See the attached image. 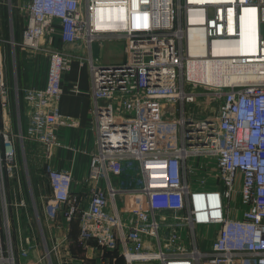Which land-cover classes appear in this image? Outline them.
<instances>
[{
	"label": "built area",
	"instance_id": "2783aa9c",
	"mask_svg": "<svg viewBox=\"0 0 264 264\" xmlns=\"http://www.w3.org/2000/svg\"><path fill=\"white\" fill-rule=\"evenodd\" d=\"M26 6L22 41L9 42L12 87L0 32V264H38L25 262L32 241L21 226L13 233L9 208L15 202L28 209L23 178L34 198L31 167L52 190L49 198L41 195L47 214L62 212L67 223L81 214L80 238L116 251L126 264H264V0H28ZM246 9L256 11V52L246 51ZM116 38L125 41V61L103 63L95 45ZM18 48L32 81L39 62H48L44 85H20ZM193 59L240 78L224 85L195 80ZM73 60L91 74L96 135L80 192L71 170L52 164L62 145L58 127L78 122L49 109L63 96ZM202 100L219 102L215 116ZM192 156L215 162L214 183L206 177L191 185ZM199 167L207 172L202 160Z\"/></svg>",
	"mask_w": 264,
	"mask_h": 264
},
{
	"label": "crops",
	"instance_id": "0c3cea01",
	"mask_svg": "<svg viewBox=\"0 0 264 264\" xmlns=\"http://www.w3.org/2000/svg\"><path fill=\"white\" fill-rule=\"evenodd\" d=\"M72 49V46H65L64 50L71 52ZM29 74L26 73L23 85H36V80L32 81ZM46 75L39 77L38 85H44ZM75 85H78L82 92H74L72 87ZM90 85L91 74L88 67L80 66L76 60H73L70 70L63 77L64 92L58 106L62 115L73 118L78 125L58 127L57 134L62 145L56 149L52 164L59 170H71L77 180L73 185V190L76 192L82 190L79 180L89 166V153L94 149L96 141L95 132L90 129L93 108V99L89 94ZM41 181L42 184L39 183L38 186L42 192L47 191L48 196L46 197L49 198L52 190L47 182L43 179ZM42 192L40 193L44 195ZM42 206L46 212L44 201ZM50 220V239L54 236H61L63 240L62 247L58 249L54 245L55 240L52 241L49 249L52 251L51 258H47L50 264H121L125 261L116 251L99 250L95 240H82L80 238L81 223L77 219L67 223L62 212H57Z\"/></svg>",
	"mask_w": 264,
	"mask_h": 264
},
{
	"label": "rangeland",
	"instance_id": "374dc122",
	"mask_svg": "<svg viewBox=\"0 0 264 264\" xmlns=\"http://www.w3.org/2000/svg\"><path fill=\"white\" fill-rule=\"evenodd\" d=\"M27 2L28 0H0V32L1 37L3 40L7 41L5 42L6 50H7V66L10 70V74H12V51L13 47L12 44L9 43L11 41V37L16 39L18 42H21L23 30L26 25V8H27ZM12 5V7H11ZM12 16V17H11ZM11 17V20H10ZM14 24L15 30L11 31V26ZM56 48H60V43L58 41H55ZM18 58V68H19V83L22 86V82H24V77L27 73L29 74V69L31 64H28L26 53L20 48L16 50ZM67 51V50H66ZM70 54L71 52L68 51ZM95 55L100 57L103 63H120L122 61H125L126 57V47H125V41L124 39H113L112 41L106 42L102 47H99L98 44L95 45L94 49ZM43 64V65H42ZM39 67L36 66V73H37V80L36 84H38L39 77L42 75H46L48 62H44ZM37 65V64H36ZM13 75H11L12 84L14 83ZM23 75V76H22ZM45 84V83H44ZM200 105L204 110H206L208 113L211 112L212 116H215L218 110L219 102L214 100L213 103L207 102V100H202L200 102ZM23 107V104H22ZM24 109L22 112V119L23 124L26 120L24 117ZM195 110H198L194 107ZM26 126V124H24ZM203 162V166L206 167L207 172L201 171L202 169L199 167V161ZM30 161V165H31ZM189 163L192 166L191 169H189V179L190 183L193 186H200L201 182L207 177L209 178V185L214 183V176L216 175V169L217 165L215 162L208 158V157H191L189 158ZM199 167V168H198ZM201 169V170H200ZM218 170V169H217ZM38 171L35 167L29 168V174H31V183L34 190V198L31 197L29 194L28 188H27V182L24 183L23 178V191L25 192V197L28 201V209L18 207L15 205V202H12V205H10V221H11V228L13 233L17 232L18 229L21 226L22 231L26 233V235L30 236V240L32 241V246L29 253V259L25 262L30 261H37L38 264H50L48 262V259L44 257L46 255L47 249H50V245L53 241L54 245L59 248L63 245V240L61 236H54L53 239H50L51 236L49 235L50 229V222L54 216H48L44 210V207L42 206L43 200L41 198L42 189L38 186V184H42V178L38 174ZM207 174V175H206ZM40 176V177H39ZM204 182V181H203ZM26 187V188H25ZM42 187V186H41ZM26 189V190H25ZM44 195L48 196L46 193L47 191L43 190ZM42 192V193H43ZM13 197V196H12ZM34 202L36 203V207L33 205ZM11 203V202H10ZM61 215V214H59ZM62 216V215H61ZM81 214L77 215V220L80 221ZM75 218V219H76ZM40 221V222H39ZM50 236V237H49ZM52 252V251H51ZM24 262V263H25ZM119 264V263H118ZM121 264H126V262H122ZM136 264H144V263H136ZM147 264H157L156 262H151Z\"/></svg>",
	"mask_w": 264,
	"mask_h": 264
},
{
	"label": "bare ground",
	"instance_id": "6f19581e",
	"mask_svg": "<svg viewBox=\"0 0 264 264\" xmlns=\"http://www.w3.org/2000/svg\"><path fill=\"white\" fill-rule=\"evenodd\" d=\"M243 18L245 20V26H246L245 34H247V37L248 34L250 36L246 51L256 52V47L258 44L257 34H256V25H257L256 11L254 9H246ZM189 69H190L189 74L191 78L204 82L208 85L229 84L231 81L240 78L236 74L224 75L223 74L224 69L222 67H219L215 62L199 61V59H193L189 66ZM58 104L59 101H55L54 99H52L49 104L50 106L49 109H59Z\"/></svg>",
	"mask_w": 264,
	"mask_h": 264
},
{
	"label": "trees",
	"instance_id": "16d2710c",
	"mask_svg": "<svg viewBox=\"0 0 264 264\" xmlns=\"http://www.w3.org/2000/svg\"><path fill=\"white\" fill-rule=\"evenodd\" d=\"M18 50V49H17ZM18 59V58H17ZM6 69H7V83H8V85L10 86V87H12L11 85H10V83L12 84V79H11V75L12 74H10V70H9V68H8V66L6 65ZM18 73H19V68H18ZM23 76V75H22ZM20 79V78H19ZM22 85H23V83H22ZM13 96H14V93H13V91L11 92V97L13 98Z\"/></svg>",
	"mask_w": 264,
	"mask_h": 264
},
{
	"label": "water",
	"instance_id": "95a60500",
	"mask_svg": "<svg viewBox=\"0 0 264 264\" xmlns=\"http://www.w3.org/2000/svg\"><path fill=\"white\" fill-rule=\"evenodd\" d=\"M207 116H208V119L212 120V119L210 118V115H209V114H207Z\"/></svg>",
	"mask_w": 264,
	"mask_h": 264
}]
</instances>
